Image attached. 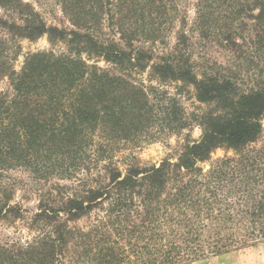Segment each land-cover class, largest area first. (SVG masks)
Wrapping results in <instances>:
<instances>
[{"label":"trees","instance_id":"16d2710c","mask_svg":"<svg viewBox=\"0 0 264 264\" xmlns=\"http://www.w3.org/2000/svg\"><path fill=\"white\" fill-rule=\"evenodd\" d=\"M191 1L188 29L176 0H61L67 29L22 0H0L15 15L0 16L11 41L46 35L67 45L26 55L16 72L17 52L0 35V81L11 92H0V224L25 230L0 240V264H185L264 242V147H251L264 91L245 92L232 69L193 57V38L238 52L246 31L260 51L264 0ZM184 85L208 105L191 119L200 138L174 162L131 157L119 167L116 146L189 126ZM220 148L233 154L210 161ZM11 172L34 182L33 211L15 201L21 181Z\"/></svg>","mask_w":264,"mask_h":264},{"label":"rangeland","instance_id":"374dc122","mask_svg":"<svg viewBox=\"0 0 264 264\" xmlns=\"http://www.w3.org/2000/svg\"><path fill=\"white\" fill-rule=\"evenodd\" d=\"M24 3H28L33 8L39 17L49 26H56L58 28H70V24L67 21L66 16L62 13L61 0H22ZM117 3V0H114ZM176 6L179 10L178 17L187 14L188 24L191 26V19L193 16L192 1L191 0H176ZM0 16L7 21L15 19L14 16H8L4 10L0 9ZM179 26V22L176 21L172 27L173 30L169 34L166 41L172 45L174 42V32ZM107 31V27L104 29ZM239 33V32H237ZM241 33V32H240ZM0 35L7 37L10 40L12 46V52H17L15 58L11 60L12 69L18 72L23 64L26 55L37 51H49L53 50L56 53L64 52L67 50V45L63 42H49L46 35L35 39L28 40L20 37H14L11 41V36L4 31H0ZM249 33L246 31L242 33L243 42L238 39V43L242 45V49L238 52L225 49L223 45L215 42L214 44H207L193 38L196 42L194 48V59L209 58L211 62H215L216 65L223 67H229L233 70V73L238 81L240 89L245 92L261 89L264 91V47L260 51L255 50V46L248 43ZM237 39V38H236ZM248 43V44H247ZM138 44V43H136ZM160 47L158 44L154 48ZM204 48V50L202 49ZM84 57V56H82ZM100 67H107L105 63L98 62ZM147 72L143 73L140 78L146 80ZM156 83V81H154ZM170 92L175 93L174 84H167L165 86ZM8 92L11 96L10 87L7 79L0 81V92ZM181 105L184 108L185 116L189 121L193 116L199 112H203L208 109L207 104L197 102L195 98L194 89L191 85H184L183 91L180 96ZM262 126V133L258 141L251 145L252 148L259 149L264 147V117L260 120ZM201 135V128L196 122H190L189 126L179 132H170L159 136L155 140L141 142L140 144H120L115 147L114 160L119 167L123 168L131 160V157H135L140 165L149 167L158 165L164 160L174 162L178 157L180 150L186 143L197 141ZM233 152L224 148L216 149L210 156V161L222 158L224 156H231ZM208 164L203 165L204 168H208ZM12 177L21 181L18 185L15 193V201H18L22 207L26 210L33 211L35 209V196L33 193H29L27 190L34 183L30 175L26 172H11ZM26 191V192H25ZM19 230L20 234H25V230L21 226H13L12 228H6L5 225L0 224V240L4 239L8 235L15 234V230ZM23 230V231H22ZM14 231V232H13ZM14 233V234H13ZM17 233V232H16ZM19 233V232H18ZM185 264H264V242L258 243L246 249L236 250L227 254L219 256H208L198 261Z\"/></svg>","mask_w":264,"mask_h":264}]
</instances>
